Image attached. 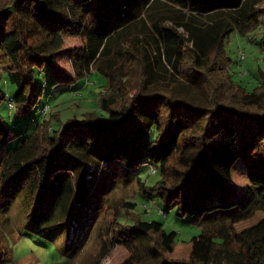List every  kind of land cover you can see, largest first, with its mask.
Instances as JSON below:
<instances>
[{
  "label": "trees",
  "instance_id": "16d2710c",
  "mask_svg": "<svg viewBox=\"0 0 264 264\" xmlns=\"http://www.w3.org/2000/svg\"><path fill=\"white\" fill-rule=\"evenodd\" d=\"M263 2L10 0L0 10L10 23L0 24V51L10 59L5 81L15 88L18 116L39 104L43 89L36 76L48 64L56 85L73 83L92 67L106 80L103 113L65 121L43 113L21 144L0 158V197L22 190L28 199L24 226L70 260L78 252L57 244L60 232H68L77 210L90 203L105 165L116 160L132 170L148 163L160 178L152 186L137 180L144 195L194 222L222 218L179 240L162 221L132 213V224L116 221L110 230L113 247L127 250L119 264H264V70L252 91L243 87L240 103L224 94L236 85L224 41L234 31L246 35L260 27ZM66 36H78L81 46L67 49ZM187 52L190 66L183 73ZM65 53L72 72L58 65ZM129 60L140 63L145 77L124 100ZM2 82L0 76V104L7 96ZM163 83L165 90L158 88ZM18 135L0 115V148ZM244 153L252 164L249 186L239 193L233 170ZM102 253H109L106 246Z\"/></svg>",
  "mask_w": 264,
  "mask_h": 264
},
{
  "label": "rangeland",
  "instance_id": "374dc122",
  "mask_svg": "<svg viewBox=\"0 0 264 264\" xmlns=\"http://www.w3.org/2000/svg\"><path fill=\"white\" fill-rule=\"evenodd\" d=\"M9 2L10 0H0V10L4 9ZM261 7L264 8V2ZM0 24L6 27L7 23L0 18ZM9 25L10 23L7 24L8 27ZM262 36H264V23L256 31L246 35L234 31L224 41L225 55L229 59L228 67L236 83L233 87L227 86L224 94L236 104L240 103L244 96L243 87L252 91L255 86L261 83L260 72L264 70ZM81 44V39L78 36H66L67 49L79 47ZM241 52H244L245 55L243 59H240ZM65 55L66 53L62 55L58 65L66 71L72 72L70 62ZM10 64L9 57L0 51L2 90L7 92L6 98L0 104V115L4 122L16 130L19 135L0 148V158L17 148L31 126L42 120L44 114L47 119L52 114H59L61 120L65 121L72 117L81 119L85 112L103 113L100 110L99 99L100 94L106 90L104 86L106 80L101 73L95 71V67L91 68V72L87 76L73 83L56 85V77L48 75L50 69L48 64L44 67V72L37 73L36 76L38 84L43 89L39 104L29 116H18L15 109L11 111L9 106V97L13 96L15 88L9 81H5ZM189 66L190 55L187 52L182 72L189 71ZM123 70L126 71L130 80L127 95L124 98V100H128L142 85L145 76L140 63H135L134 60H129ZM261 73L264 75L263 72ZM180 77L182 80L184 79L183 76ZM158 88L165 90L166 83ZM47 104L49 109L44 113V107ZM176 162L177 159L174 158L172 164L175 165ZM251 164V156L244 153L233 170L234 184L239 193L249 186L248 175ZM150 167L148 163H143L135 169L128 170L116 160L105 165L100 173L96 191L90 197L89 205L77 210L74 222L71 221L68 226V232H60L57 244L60 246L61 244H70L69 249L75 248L78 252L68 261L63 259L54 243L38 236L24 226L27 220L28 205L26 201L28 199L21 189L13 192L15 196H12V193H7L8 195L0 197L2 206L0 207V264H119L127 256V250L119 246L113 247L114 242L110 230L118 224L116 221L132 224L135 218L132 213L139 214L142 219L162 221L167 230L178 232L179 240H189L200 234L203 227H209L214 221L222 218L221 215L205 216L201 221L194 222L193 217L178 216L177 209L168 208L158 197L144 195L136 183L137 180L142 179L152 186L160 178L159 169L156 173L151 174ZM90 170H93L92 173L96 176L98 169ZM91 181L89 180V183ZM127 202L135 203L136 208L130 209L125 206ZM4 205L6 207L3 209ZM162 209L166 215H162ZM104 246H106L108 254L102 253ZM148 261L152 260L148 259Z\"/></svg>",
  "mask_w": 264,
  "mask_h": 264
},
{
  "label": "built area",
  "instance_id": "2783aa9c",
  "mask_svg": "<svg viewBox=\"0 0 264 264\" xmlns=\"http://www.w3.org/2000/svg\"><path fill=\"white\" fill-rule=\"evenodd\" d=\"M244 57H245L244 52H241V54H240V59H243ZM9 106H10L11 111L15 108V107H14V101H13V99H12L11 96L9 97ZM48 109H49V105L47 104V105L44 107V113H46V112L48 111ZM156 172H157V168L151 166V168H150V173L153 174V173H156Z\"/></svg>",
  "mask_w": 264,
  "mask_h": 264
}]
</instances>
